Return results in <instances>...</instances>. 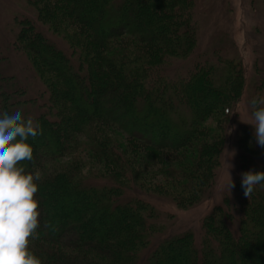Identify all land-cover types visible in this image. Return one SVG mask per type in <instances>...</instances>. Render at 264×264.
<instances>
[{
	"label": "trees",
	"instance_id": "trees-1",
	"mask_svg": "<svg viewBox=\"0 0 264 264\" xmlns=\"http://www.w3.org/2000/svg\"><path fill=\"white\" fill-rule=\"evenodd\" d=\"M27 3L69 50L20 18L14 46L44 87L40 101L0 79V108L40 124L28 141L33 159L20 163L41 177L28 244L41 264H264V184L247 198L240 183L241 172L264 170L252 127L237 133L234 187L202 219L199 245L189 230L166 236L139 195L180 209L207 199L246 85L241 60L218 53L175 80L162 71L194 53L193 0Z\"/></svg>",
	"mask_w": 264,
	"mask_h": 264
},
{
	"label": "rangeland",
	"instance_id": "rangeland-1",
	"mask_svg": "<svg viewBox=\"0 0 264 264\" xmlns=\"http://www.w3.org/2000/svg\"><path fill=\"white\" fill-rule=\"evenodd\" d=\"M27 1L0 0V75L2 77L0 79L11 94L23 92V98L32 97L39 102L44 87L33 72L30 63L14 46L20 18L31 20L46 36L48 35V39L56 47L61 48L68 56L69 50H66V43L51 34L45 25L37 20L35 9L30 7ZM193 2L194 20L198 32L194 53L185 61L170 60L164 65L162 71L175 80L176 75L186 74L188 69L195 67L198 63L207 65L203 61L213 58L218 53L222 55V58L236 57V60H241L245 68L246 85L233 112L231 131L228 133L216 179L207 199L193 208L180 209L168 198H157L140 192L139 195L160 212L159 220L161 219L165 225L166 236L178 235L189 230L193 232L195 241L199 245L202 219L214 206L223 204L224 196L228 194L221 188L227 175L224 158L230 156V153L224 150L235 151L234 156L229 160L232 165L229 172L234 180L238 173L237 133L240 127H252L244 122L251 121L248 101L255 93L264 96V12L256 0H193ZM213 62L208 65L216 69L218 62L215 60ZM259 67L262 69V74L257 76ZM207 123L208 126H214L213 118Z\"/></svg>",
	"mask_w": 264,
	"mask_h": 264
},
{
	"label": "clouds",
	"instance_id": "clouds-1",
	"mask_svg": "<svg viewBox=\"0 0 264 264\" xmlns=\"http://www.w3.org/2000/svg\"><path fill=\"white\" fill-rule=\"evenodd\" d=\"M255 143L264 148V96L248 101ZM40 124L31 116H23L20 107L0 108V264H41L40 258L28 247L29 238L38 227L39 173L26 170L21 161H31L32 146L28 142L39 134ZM229 129L227 132H230ZM226 178L221 188L230 194L234 187L229 162L235 151H226ZM243 195L249 197L255 186L264 184V170L241 172Z\"/></svg>",
	"mask_w": 264,
	"mask_h": 264
}]
</instances>
